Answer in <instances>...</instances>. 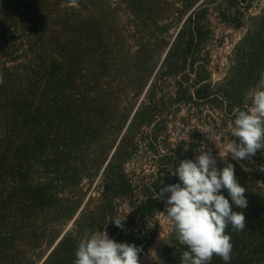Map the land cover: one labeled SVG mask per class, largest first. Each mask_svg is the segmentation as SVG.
Segmentation results:
<instances>
[{
	"label": "trees",
	"instance_id": "1",
	"mask_svg": "<svg viewBox=\"0 0 264 264\" xmlns=\"http://www.w3.org/2000/svg\"><path fill=\"white\" fill-rule=\"evenodd\" d=\"M95 1L0 0V264H74L75 249L88 230L142 246L141 263L170 195L160 199L157 193L180 182L168 170L191 159L180 146L161 149L154 110L142 101L134 110L140 78L130 88L134 102L118 110L108 81L111 70L124 62L111 51L116 31L106 3L102 0L97 11ZM179 1L184 7L175 13L158 10L154 0H124L130 31L164 48L171 29L198 0ZM200 30L188 16L160 76L173 72L184 45L190 50L201 42ZM142 48L131 56L132 67L144 64ZM208 88L203 93L209 94ZM185 95L189 103L200 90ZM234 105L241 110L237 100ZM142 153L154 159L148 171L137 165ZM251 171L249 179L244 173L237 178L246 188L247 207L232 205L233 211H243L245 230L229 226L231 260L214 255L209 264H264V171L256 166ZM94 182L86 198L84 184L89 190ZM221 194L231 203L226 190ZM117 215L125 217L123 228L110 220ZM186 250L171 226L160 264H181Z\"/></svg>",
	"mask_w": 264,
	"mask_h": 264
},
{
	"label": "rangeland",
	"instance_id": "2",
	"mask_svg": "<svg viewBox=\"0 0 264 264\" xmlns=\"http://www.w3.org/2000/svg\"><path fill=\"white\" fill-rule=\"evenodd\" d=\"M104 2L111 22H114L112 28L116 31L110 38L111 51L113 56L124 62L121 69L120 66H115L111 70L108 81L112 93L117 96L115 103L118 110L125 108L126 102L134 101L135 110L142 101L144 106L154 110L157 123L155 129L161 135V149L180 146L184 152H190L191 159L195 161L201 145H204V150H210L216 159L217 168L222 169L225 165L219 152L226 150L230 140L237 139L232 136L235 112L239 108L234 105V101L237 100V104L242 105L241 110L251 107L250 94L259 81V73L264 70V0H198L171 29L166 39L167 44L162 49L157 48L153 38L143 33L137 36L130 31V19L125 12L127 4L124 0ZM154 2L158 10L167 7L175 13L184 7V2L179 0ZM95 4L97 11L104 7L102 0H96ZM188 16L195 23H200L201 42L190 50L188 45H184L177 52L178 58L173 72L168 76H160L162 71L164 72V69L159 68L165 55ZM182 40L184 43L187 39ZM142 45H145V48L141 49L145 54L144 64L141 62L140 65L132 67L131 56L140 50ZM146 62L148 63L145 64ZM138 78V85L142 88L140 95L133 101L135 91L130 88H134ZM205 87H209V94L203 93ZM128 89L129 94L126 93ZM197 90H200V97H194L191 102L184 103L185 92L195 95ZM124 92L126 94L122 96ZM152 92L153 103L150 100ZM222 99L228 104L227 107L222 103ZM130 119L131 117L114 142L113 150ZM209 129L215 133V141L210 140L213 137ZM141 155L137 165L148 171L154 164V159L150 154ZM227 161L235 166V173L239 172L237 178L243 177L244 173L249 179L253 167L256 166L260 170L261 166H264V149L258 150L250 160L237 162L229 154ZM94 185L95 182L91 189L87 190V185L84 184L83 192H86V198ZM81 208L82 206L78 211ZM157 222L149 253L140 264L161 262V250L172 222L162 214L157 217ZM151 250L155 251L156 258L150 256Z\"/></svg>",
	"mask_w": 264,
	"mask_h": 264
},
{
	"label": "clouds",
	"instance_id": "3",
	"mask_svg": "<svg viewBox=\"0 0 264 264\" xmlns=\"http://www.w3.org/2000/svg\"><path fill=\"white\" fill-rule=\"evenodd\" d=\"M249 98L251 107L235 112L232 136L237 139L230 140L226 150L219 152L225 166L218 169L211 151L201 145L195 161L180 160L175 169L168 170L180 182L160 187L157 193L160 199L170 193L161 214L172 222L176 239L188 249L181 254V264H209L214 255L230 261L234 245L226 229L231 226L237 232L245 230L243 211H233L232 205L247 207L246 188L238 182L235 166L227 157L231 154L237 162L250 160L264 149V70ZM209 132L213 137L210 140L215 141V133L211 129ZM260 170L264 171V166ZM221 190L227 191L231 203ZM124 219L117 215L110 220L123 228ZM142 250V246L110 239L106 231L88 230L75 249L74 264H140ZM150 256L156 258L154 250Z\"/></svg>",
	"mask_w": 264,
	"mask_h": 264
}]
</instances>
